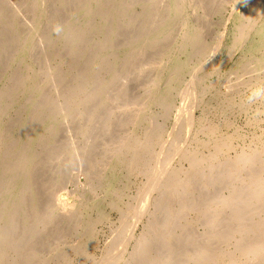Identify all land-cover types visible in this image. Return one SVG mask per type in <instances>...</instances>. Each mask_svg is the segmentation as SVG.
<instances>
[{"label":"rangeland","instance_id":"1","mask_svg":"<svg viewBox=\"0 0 264 264\" xmlns=\"http://www.w3.org/2000/svg\"><path fill=\"white\" fill-rule=\"evenodd\" d=\"M5 1L9 8L15 9H19L24 3L23 0ZM168 4L169 0H154L144 10L133 8L131 13L135 19L130 27L145 26L148 37L133 40L134 35H125L118 38L120 42H114L116 45L110 48L108 44L113 43L109 40L112 27L105 28L106 23L100 19L101 4L93 7L94 16L91 20L77 17L73 10L69 11L70 25L63 38L60 35L63 29L61 20H53L52 30H49L53 37L52 43L56 44L52 53V68H57L69 50L63 67L69 69L70 66H77L83 73L77 78L73 75L61 78L58 72L56 91H48L52 96V107L57 102L63 106L57 110V114L75 116L66 123L67 130H71L69 134H63L65 129L60 130L59 125L62 141L66 136V139H71V145L67 143L65 149L57 144V151L68 153V156H74L77 151L84 153L88 162L94 164L98 148L107 149L111 142L116 143L124 135L131 142L132 139L135 142L141 139L144 147L138 151L140 157L129 169L122 164L123 167L119 165L113 173L107 171L106 176L110 180L114 177L113 185L118 194L116 199L112 198L113 194L107 186L109 180L95 179L83 183L90 174L88 162L78 170H75L78 166L77 159L70 158V162L66 160L63 170H59V166L53 163L54 167L48 172L50 181L44 180L48 182L45 193L38 190L41 203L40 211L35 217L36 225L48 218L53 227L47 236H44L45 232L40 233L33 245L37 252L40 249L42 251L40 255L35 254L38 264L63 263L48 256L52 251L50 247L57 248L62 243H67V247L73 245L79 232H82L79 241L82 239L87 244L86 253L69 256L68 264H100L101 260H107V264H124L136 246L135 238H139L147 230L148 219L152 215L160 217L167 214V208H157L154 205V198L159 196L163 188L165 172L173 169L174 165L179 167V155L187 149L195 150L205 158L209 157L216 150V141L222 144L220 151H217L219 161L209 157L206 164L197 163L192 170H189L191 166L188 162H183L185 171L182 170L176 184L168 191L173 200L178 201H171L169 205L176 209L184 207L186 203L192 204L198 200L203 189L205 198L208 196L214 199L220 209L224 195L225 201L229 200L233 206L244 205L245 209L247 206L254 207L255 203L251 198L258 191L259 184L264 182V0H179L174 17L169 18L164 13L162 23L158 24L155 12L151 9H159L160 12L163 8L168 9ZM138 11L140 14L136 17ZM17 17L22 18L28 26L31 25L30 19L27 20L22 12ZM110 24L118 25V28L121 26L118 22L108 25ZM22 29H16L17 33H22ZM156 29L162 33L156 34ZM13 33L14 29L11 27L3 31V43L12 44L8 51L6 45L0 46V59H11L15 55L16 46L11 41ZM42 40L39 35L33 39L39 44ZM136 40H139V46L135 43ZM82 50L85 53L78 58ZM98 51L103 56L102 61L96 62L97 66L91 69L89 64L92 58H96ZM16 62L19 64L20 59ZM21 71L0 70V75L4 74L0 77V88L11 86L16 77L15 72L22 73ZM38 71L39 67L34 66L33 72ZM98 75L100 78L95 82L97 91L91 98L88 91L78 93L73 98L66 97L67 93L73 96L72 90L79 85L85 86L91 78ZM118 78L125 82L123 87L119 88L115 84L114 80ZM105 79L108 80V85L104 87ZM64 86H67V92L55 100L57 90ZM156 90H161V97L150 100ZM29 100L30 98L25 97L14 98L15 108L20 111L21 106ZM87 100L90 101L86 102ZM134 113L140 114L143 121L124 127V122L133 119L130 114ZM211 129H217L215 134ZM102 132L106 139L104 143H100ZM88 137V146L84 147ZM102 144L105 146L101 147ZM252 150L256 169L251 167L245 176L241 170L233 169L232 165L241 166ZM130 153L126 155L127 160ZM212 162L214 167L218 166L217 169L224 171L226 175L231 176L234 172L238 180L243 183L246 181L243 194L238 195L232 187L225 192L219 185L212 186L213 180L210 177L214 167L209 166ZM251 170L259 171L255 173ZM254 173L258 183L250 179ZM81 182L85 184L84 190H79ZM180 182L184 183V192L178 199L174 196ZM75 188L82 191L87 202L94 194L99 196L100 203L98 212L91 210L88 203H80L75 209V212L80 210L78 220L83 222L91 213L92 218L97 217L99 212L105 213V217L92 230L93 224L89 227L87 234L86 229L82 228L84 223L79 227L73 220L75 212L71 202H68L70 207L57 202L60 194ZM95 189L98 191L94 192ZM19 215L14 219L18 225L23 220V215ZM260 219L264 222V212H261ZM211 220L209 210L199 219L192 215L182 238V243H185L188 250L186 256L189 253L196 254L200 242L206 238L205 228L210 225ZM5 222V217L0 218L1 225H5ZM238 224L236 219H231L228 227L232 228L230 246L238 238ZM178 232L175 230L174 234L177 235ZM172 235L170 232L171 238ZM43 237H47L44 242ZM244 241L241 251H246L256 243L264 245V241L260 243L253 239V234L245 237ZM225 242L212 241L215 249L226 247ZM180 248L173 252L175 257L183 256L179 253ZM167 252L163 248L156 250L148 261L139 264H160V255ZM239 252L228 264H234L244 256L239 258ZM10 254L13 256L12 252Z\"/></svg>","mask_w":264,"mask_h":264},{"label":"bare ground","instance_id":"2","mask_svg":"<svg viewBox=\"0 0 264 264\" xmlns=\"http://www.w3.org/2000/svg\"><path fill=\"white\" fill-rule=\"evenodd\" d=\"M23 1L24 3L21 7L15 9L13 7L9 8L5 0H0V46L6 45L7 50L9 45L12 44H4L3 40H1L3 31L8 30L10 27L14 29L11 41L13 45L16 46L15 57L12 56L11 59H0V70L6 72L14 69L22 70V73L15 72L16 77L13 79V84L11 86L0 88V218H6L5 225L0 224V264H38L35 254L38 253L40 255L42 251L40 249V252H37L33 245L37 241L40 233L45 232L44 236H47L51 233L50 228L53 229L52 224L48 222V218L36 225L35 217L40 211L39 203H41V200L38 199V190L40 189V191H43V194L45 193L48 182L44 180L50 181L48 172H50L52 166L54 167L53 163L59 166V170H63L66 160L70 162V158L77 159L78 166L75 170H78L88 162L86 157H84V153H77V151L74 156H72L73 154L68 156V153L57 151V144L60 145V148L64 147L67 149V143H71V139H66V136L63 138L64 141H62L59 135V125H61L60 130L62 128L65 129L62 131L63 134H69L71 130H67L68 125H66V123L75 116H69L65 113L57 114V110H59V108L62 109L63 106L57 102L53 108L52 96L48 91L51 90L52 92V89L56 91V77L58 72L61 78H67L69 75H73V77L76 76L77 78L83 73L79 71L80 68L77 66H70L69 69L71 70L63 67L65 65L63 61L68 56L69 50L65 53L62 62L56 66L57 68H52V53L56 44L52 43L53 37L49 30L51 29L53 20H61L60 22L63 25V29L60 35L63 38L70 25L69 11L73 10L77 17H84L85 19L91 20L94 16L93 7L101 4L100 19L102 22L106 23L104 25L105 28L108 27L109 29V27H112L109 40L113 43L108 44L110 48L112 45H116L114 42H120L118 38L124 37L125 35L126 37H132L134 35L133 40H140L141 38L143 39V37H148V30L144 29L145 26L130 27L135 19L132 18L133 15L131 10L133 8L144 10L145 7L151 6L154 0ZM178 1L179 0H169L168 9L165 10L163 8L160 12L159 9H151L152 12H155V18L158 24L162 23L164 13L168 14L169 18L174 17V10L176 9ZM74 8H76V10H74ZM5 9L7 10L6 12L3 11ZM20 12L27 17V20L30 19V26H28L22 18L17 17V14ZM156 12L161 13L163 16L161 17V15L159 13L156 14ZM139 14L140 11L136 13V17ZM114 22L120 23L121 26L118 28V25H108ZM21 27L24 30L22 29V33H17L16 29L20 30ZM128 27L129 29L127 30ZM154 32L156 34L162 33V31L158 29ZM38 35L43 39L40 41V44L33 41ZM139 40L135 42L138 46ZM3 52H5V49H3ZM83 52L85 53V51L82 50L78 58L82 57L84 54ZM95 55L96 58H92L89 64L91 69L96 67V62H101L103 58L100 51ZM18 58L20 59L19 64L16 62ZM34 66H38L40 71L34 73ZM99 75L98 77L91 78L85 86H77L71 91L73 92V96L67 93L66 97L73 98L78 95V93L82 94L88 91V96L91 98L97 91L95 82H98V78H100ZM1 76H4V74L0 75V77ZM36 79L38 81H36ZM114 82L118 87H123V83H125L121 78L115 79ZM103 85L104 87L108 85V80L105 79ZM66 90L67 86L57 90L55 100L60 98L58 96L64 95L67 92ZM161 95V90H156L149 99H158ZM17 97L30 98L29 101L21 106L20 111L18 110L19 108H15L16 104L14 98ZM89 101L90 100H87L86 102ZM130 116L133 118L131 119L133 121H125L124 127L133 123L139 124L143 121V118L138 113L130 114ZM138 119L139 121H137ZM213 128L214 127H212V129ZM216 130L217 129L212 130L213 134H215ZM90 136L91 135H89V137ZM125 136L126 135L122 136L116 143L111 142V147L108 146L107 149H97L96 153L98 156L95 159V163L91 164L88 162L91 167V169H88L90 170V174L88 177H85L86 180L83 181V183H87L95 179L100 181L109 180L107 186L110 187V192L113 194L111 196L112 198L115 197V199L118 197L116 196L118 194L115 192V187L113 185L114 177L110 180L109 176H106L107 171L113 173L116 168L119 167V165L122 166V164L129 169L131 165H133L134 162L136 163V160L139 159L140 153L138 151L144 147V143L141 139L137 142L132 139L131 142L129 138ZM89 137L85 140L83 144L84 147L88 146ZM103 138L104 132H102V136H100V143L105 142L106 139ZM216 144V150L210 154L211 156L209 155L213 160H218L219 156L217 155V151H220L222 148V144L218 141H216ZM104 146L103 144L101 145V147ZM127 153H130V156H127L129 160L126 159ZM66 156H68V158H66ZM207 158L198 154L195 150L187 149L179 155V167L178 165H174L172 167L173 169L165 172L163 176V178H165L162 182L163 188L160 190L159 196L154 198V205L157 208L160 206L167 208V214L160 217L152 215L148 219L147 230H142L143 232L141 231L142 233L139 235V238H135L134 243L136 246L124 264H139L140 262L148 261L151 258H149L150 255H154L156 250L162 248L167 249L168 252L164 255H160V264H228L229 261H232L234 257H236L239 251V258L244 256L234 264H264L263 244L256 243L246 251H241L245 243L244 238L247 236L250 237L253 234V239H256L260 243L264 241V222L260 219L261 212H264V182H260L261 184H259L258 191L256 190L257 192L254 193L251 198V201L255 203L252 208L247 206L245 209L244 205L241 207L233 206L229 200L225 201L226 195H224V202H222L223 206L220 209V205L217 204L214 199L212 200L208 198V196L205 198L203 189L198 195L197 201H195L196 195L194 194L193 200L195 202H192V204L186 203L183 205L184 207L176 209H172L169 205L171 201H173V203L178 201L177 199L173 200V196H171L168 191L176 184L182 170L185 171L184 167H182L184 164L183 162H188L191 166L189 170H192L197 163L206 164ZM255 161L252 150L249 156L245 158L243 162L244 166L243 164L241 166H232L235 170H241L246 176L247 172H250L249 169L251 167L254 168V170L256 169ZM209 166L213 168L214 162ZM217 167H214L211 173L210 178L213 180L212 186L219 185L225 192L227 188L230 190L232 187L234 192L239 193L238 195L243 194L246 181H244V185L242 181L235 177L236 175L234 172L229 176L226 175L227 173L224 171L218 170ZM88 170L86 171L88 172ZM254 170H251V172L253 171L256 173L259 171ZM255 173L249 178L252 179L253 182L258 183V178ZM180 183H178V189L174 196L178 199H180L184 192V183ZM92 185H94V183H92ZM84 187L85 184L81 182L79 184V190H84ZM76 189L77 188L71 189L70 191L60 194L57 197L59 205L65 204L69 207L72 205L73 212H75V209L80 203H88L91 210H97V212L98 209L100 210L98 195H91L87 202L86 198H83L82 191ZM96 191L98 190L95 189L94 192ZM204 199L207 200L204 201ZM68 202H71V205H69ZM112 204H115V202L112 201ZM143 204L144 206L142 208L144 209L146 202ZM206 210H209L212 215L210 225L205 228L206 238H203L200 242L201 244L198 250H196V254L192 255L189 253L186 256L188 250L185 243H182L185 227L189 224L192 215L193 218L199 219ZM228 210L230 211L227 216ZM101 213L105 214L104 212ZM19 214L23 215V220L20 225L16 224L14 220L15 217H20ZM91 214L84 219L83 222L82 220H78L80 218V210L73 214V220H75L79 227L84 223L82 228L86 229V234L92 224L91 230L105 217L103 214H100V212L95 218H92ZM233 218L239 223L236 230L238 238L235 239L230 246V241H232L230 237L232 228L228 227L231 225V219ZM243 221H245V224ZM137 227L138 224L136 228ZM175 230H178L179 234L177 233V235H175ZM170 232L173 233L172 238L169 236ZM81 235L82 232H79L76 236L75 243L69 247H67V243H62L57 248L50 247L52 251L50 250L51 252L48 256L62 261L63 263L61 264H68L69 256L85 255L87 244H84L82 239L79 241ZM83 235L85 234L83 233ZM23 237H25V239ZM46 238L47 237H43V242ZM127 239L129 240L130 238ZM213 240L219 241L220 243L226 241V247L215 249L212 243ZM177 242L182 243V245H178ZM228 246H230V248ZM178 248H180L179 253L183 254V256L175 257L173 252L178 250ZM20 251L21 256L18 259ZM10 252H12L13 256H11ZM161 252H165V250H161ZM100 264H107V260H101Z\"/></svg>","mask_w":264,"mask_h":264}]
</instances>
